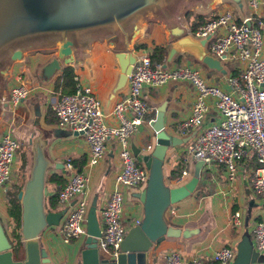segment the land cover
Here are the masks:
<instances>
[{
  "label": "crops",
  "instance_id": "0c3cea01",
  "mask_svg": "<svg viewBox=\"0 0 264 264\" xmlns=\"http://www.w3.org/2000/svg\"><path fill=\"white\" fill-rule=\"evenodd\" d=\"M181 3L182 6L177 11V18L180 19L178 24L166 28V24L158 19H151L149 16L145 18V14H140L121 29L96 30L77 36L70 46L71 61L63 63L59 59L60 67L71 66L77 83L88 86L98 98L105 123H116L111 108L113 103L126 92L124 85L111 94L118 72L113 53L131 51L135 56L147 55V49H133L135 42H143L147 46L151 43L162 44L166 49L177 35L188 33L189 23L197 15L205 19L228 9L238 22L248 18L246 23L252 24L256 18L258 22L255 25H261L263 35L259 55L264 56V0L256 10H252L246 0H181ZM44 44L45 42L40 41L23 46L20 48V57L11 59L7 55L0 59V134L9 133L19 144L11 163L10 177L0 185V224L7 238L13 239L10 233L11 219L6 212V199L23 189L26 179L34 171H38L42 178V188L45 189L42 196L44 208L50 211L65 208V211L58 223L45 227L37 239L49 256L52 257L55 252L62 260L77 253L82 246L83 236L71 238L67 242L62 241L58 232L59 226L73 199L65 204L57 198L54 206L49 205L48 197L54 195L61 186L60 182L50 180L49 175L56 174L66 178L71 170L64 167L65 160L83 159L79 169L87 179L83 196L87 203L93 196L95 197V212L98 219L99 211L112 189L113 178L119 168L120 160L115 138L107 136L104 140L102 157L95 164L88 165L87 147L83 135L73 134V130L58 126L54 121L51 105L60 93L52 89V78L59 71L44 78L41 67L55 55L57 44L55 42L50 45ZM183 63L199 67L198 70L200 69V73L208 82L216 83L224 90L229 89L225 78L231 74V69L239 71L242 66L235 57L227 55L222 60L225 70L222 74L206 68L186 52H174L167 61L164 56L161 64L165 67H173ZM19 82L24 84L27 94L19 102L12 104L8 100V89ZM194 93L193 85L185 79L168 81L158 86L144 85L141 88V97L148 106L149 114L146 115L153 117L155 108L163 102V128L180 138L190 137V135H179L176 125L189 115ZM125 115L129 114L125 113ZM218 116L211 99L208 98L203 123L214 122ZM152 135L148 123H140L128 136L130 149L133 147L141 151L145 150L147 145L152 144ZM187 140L169 147L163 155L160 162V177L167 186L184 183L191 175L197 158L188 155L183 159ZM135 160L141 163L137 158ZM181 160L185 163L187 175L177 180L178 176L170 177L169 172ZM254 164V155L246 154L236 164L234 175L229 179L221 164L203 163L192 190L173 204H168L163 212L166 224L179 228L197 226L200 231L190 238L164 237L156 244H152L145 252L144 264H164V254L171 249L177 250L185 258L193 257L211 263L213 250L225 245L234 247L242 232L249 233L255 221L264 220V192L255 193L250 185ZM73 169L76 170L75 167ZM147 177L148 172L146 180L141 184L119 186L123 202L120 218L125 230L141 219L142 206L136 197L145 186ZM16 200L20 214V200L17 198ZM232 211L239 213L240 223L235 226L228 222V216ZM262 256L252 264H264V254Z\"/></svg>",
  "mask_w": 264,
  "mask_h": 264
},
{
  "label": "built area",
  "instance_id": "2783aa9c",
  "mask_svg": "<svg viewBox=\"0 0 264 264\" xmlns=\"http://www.w3.org/2000/svg\"><path fill=\"white\" fill-rule=\"evenodd\" d=\"M252 10L258 9L263 0H246ZM248 18L237 22L228 9L198 24L191 33L195 38L208 35L205 49L223 60L227 55L241 63L237 74L227 75L228 90L218 84L208 82L197 67L183 63L165 67L161 63L150 64L146 54L135 57L126 75V92L111 108L115 124L103 120L100 102L88 86L77 83L73 92L59 94L51 109L56 124L70 130L81 131L87 147L86 163L95 164L104 153V140L113 136L118 144L119 168L113 178V186L98 216L100 235L97 245L116 255L125 232L120 223L121 194L119 186H133L146 180V168L135 160L128 145V136L142 123L153 117H145L148 106L141 97L144 85L158 86L168 81L185 79L195 90L190 104L189 115L176 125L179 135H190L184 146L183 159L188 155L201 159L202 163L221 164L226 176L231 179L236 164L246 154L252 153L258 163L252 170L250 185L255 193L264 192V56H260L263 43L262 27L246 23ZM27 89L21 82L8 89V100L15 104L24 98ZM218 113V119L204 124L207 99ZM129 114L128 116L125 115ZM18 141L9 133L0 134V185L10 177L11 163ZM64 167L71 173L61 184L57 198L67 204L58 232L64 242L84 235V216L87 201L83 196L86 176L74 170L68 159ZM187 175L183 168L177 180ZM136 222V220H135ZM230 225L240 223L239 213L232 211L228 216ZM250 240L258 253L264 254V220L255 221L250 228ZM234 256V247L222 246L211 253L216 264H228ZM164 264H204L197 258H185L177 250L164 254Z\"/></svg>",
  "mask_w": 264,
  "mask_h": 264
},
{
  "label": "water",
  "instance_id": "95a60500",
  "mask_svg": "<svg viewBox=\"0 0 264 264\" xmlns=\"http://www.w3.org/2000/svg\"><path fill=\"white\" fill-rule=\"evenodd\" d=\"M163 3L164 0H0V59L7 55L11 59L18 58L20 48L32 43L55 42V55L41 67L42 76L48 78L60 70L59 59L63 63L71 61L70 46L77 36L96 30L121 29L141 11L161 7ZM207 38L208 35L195 38L189 33L177 35L165 49V60H169L174 52H186L206 68L224 74L221 57L205 49ZM113 56L118 72L111 94L125 85L126 75L136 57L131 51H116ZM163 109L162 102L148 122L153 132L152 144L142 151L131 147L132 154L148 170V177L137 194L142 204L141 219L125 230L116 255L97 245L100 228L94 196L87 205L82 246L77 253L62 260L55 252L52 257L47 254L37 237L45 227L58 223L65 208L53 211L44 208L42 196L45 189L40 174L34 171L15 195L20 200L18 238H7L0 224V264H144L145 252L164 237L190 238L196 235L199 227L179 228L166 224L163 218L168 204L192 190L203 164L197 159L190 178L183 184L167 186L162 182L160 162L165 151L188 139V136L180 138L163 128ZM72 133L81 134V131L73 130ZM257 260L258 252L248 233L242 232L228 264H252Z\"/></svg>",
  "mask_w": 264,
  "mask_h": 264
},
{
  "label": "trees",
  "instance_id": "16d2710c",
  "mask_svg": "<svg viewBox=\"0 0 264 264\" xmlns=\"http://www.w3.org/2000/svg\"><path fill=\"white\" fill-rule=\"evenodd\" d=\"M211 16L203 19L201 16L197 15L195 19H193L189 23V28H188V33H191L193 29L206 19L210 18ZM238 22V21H237ZM257 19L255 18L253 20V23L250 25L256 26L255 24L257 23ZM187 33V32H186ZM133 49L134 50H139V49H147V56L149 58L150 64L154 63H163L164 56H165V46L162 44H155L151 43L150 46H147L143 42H135L133 44ZM238 70L231 69V74H237ZM77 84L76 76L73 72V69L69 65H63L60 67V70L57 74L54 75L52 78V89L54 91H58L60 94L63 93H71L73 92L75 85ZM54 121L56 122V117L52 111ZM149 114V113H146ZM146 117H149L146 115ZM71 165L75 167L76 170L79 171L83 159L77 160L76 159H69ZM137 163V162H136ZM257 162L255 160V166H257ZM185 163L181 160L176 167L169 172L170 177L178 176L180 174L181 169H183L185 166ZM49 179L53 180L55 182H60L61 184L65 181V178H62L60 175L56 174H51L49 175ZM59 190V188H58ZM54 195H51L48 197V204L51 206H54L56 204L57 200V192ZM6 212L9 215L11 219V224H10V233L14 239L18 238V229H19V205L16 200V197L14 194H11L10 196L7 197L6 199ZM250 237V232L248 233ZM204 264H216V262L212 261L210 262H203Z\"/></svg>",
  "mask_w": 264,
  "mask_h": 264
},
{
  "label": "rangeland",
  "instance_id": "374dc122",
  "mask_svg": "<svg viewBox=\"0 0 264 264\" xmlns=\"http://www.w3.org/2000/svg\"><path fill=\"white\" fill-rule=\"evenodd\" d=\"M180 6H182L181 0H164V3L162 4L161 7H156V8H152V9H148V10L145 9L146 11L145 10L141 11V14H145V18L147 16H149V18H151V19H158L159 21L166 24V28H169L172 26V24H178L179 23L180 19L177 18V14H178L177 11H178V9H180ZM50 43H54V42L48 41V42H45L44 45H50ZM147 172H148V170L146 169V173ZM189 178L190 177H188L187 180ZM181 184H183V183H181ZM177 185H180V184H177ZM136 200L138 201L139 204H141L138 197H136ZM121 206H123L122 200H121ZM173 208H174V206H173ZM120 223L123 226L121 218H120ZM231 247L233 248V246H231ZM262 255H263V253H258V260L263 257Z\"/></svg>",
  "mask_w": 264,
  "mask_h": 264
}]
</instances>
